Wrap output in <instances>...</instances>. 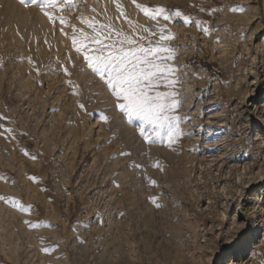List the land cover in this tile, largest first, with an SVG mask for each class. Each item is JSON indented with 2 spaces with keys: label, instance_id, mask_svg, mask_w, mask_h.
<instances>
[{
  "label": "rangeland",
  "instance_id": "374dc122",
  "mask_svg": "<svg viewBox=\"0 0 264 264\" xmlns=\"http://www.w3.org/2000/svg\"><path fill=\"white\" fill-rule=\"evenodd\" d=\"M74 2L0 0V264H264V0ZM101 25L173 37L171 141L76 52Z\"/></svg>",
  "mask_w": 264,
  "mask_h": 264
},
{
  "label": "snow or ice",
  "instance_id": "6c2138e0",
  "mask_svg": "<svg viewBox=\"0 0 264 264\" xmlns=\"http://www.w3.org/2000/svg\"><path fill=\"white\" fill-rule=\"evenodd\" d=\"M22 5L28 4L41 7L42 10L47 7H57L58 0H19ZM135 3V0H133ZM63 3L68 8L76 6L74 0H63ZM145 15H150L152 19L162 17L165 21L171 18L169 13L164 8H155L151 11L142 5L137 4ZM119 8L120 5L117 4ZM63 10V9H61ZM240 10L243 9H232ZM44 14L51 20L53 14L44 11ZM175 16L179 17L181 13L176 11ZM123 15V12H121ZM61 24L65 23V17H55ZM89 27L93 24L85 21ZM187 23V21H185ZM101 29H108L107 34L103 39L100 38L101 33L97 32L90 40L86 34L83 35L84 40H89V44L81 42L78 45V37L75 34L73 26V35L71 37L73 47L77 53L83 52L84 60L87 62V67L99 76L105 85L111 90L112 95L116 98V107L124 114L128 121L131 122L133 117L140 120V133L145 139L159 140L163 142L166 138L171 141L178 130V117L172 113L177 105V101L173 99L174 93L171 91H159L161 87L168 89L175 80L173 74L175 68L168 63L172 60V49L162 41L173 38L170 34L165 35V28L160 27L159 38L153 39L156 33L145 37L141 35L140 41L147 40L148 45L133 39L132 36L121 31L112 29L111 25H101ZM95 32V28L93 27ZM143 31H147L144 29ZM107 41V42H105ZM65 73L68 72L64 68ZM71 85L72 81H68ZM84 108V105H80ZM102 119L107 120V116ZM144 125L150 126L151 136L146 135ZM10 131V130H9ZM35 179V178H33ZM152 183H155L154 181ZM118 186V185H117ZM0 199H9L16 205V201L12 198L0 197ZM155 202V198H152ZM159 207V205H157ZM22 210L27 211V208L20 206ZM26 223H31L26 221ZM47 251V249H44Z\"/></svg>",
  "mask_w": 264,
  "mask_h": 264
},
{
  "label": "bare ground",
  "instance_id": "6f19581e",
  "mask_svg": "<svg viewBox=\"0 0 264 264\" xmlns=\"http://www.w3.org/2000/svg\"><path fill=\"white\" fill-rule=\"evenodd\" d=\"M260 122L262 123V125H264V119L263 118L260 119ZM261 143H262L261 146H263L264 141H262ZM257 169H258V172H257V174H258L260 169L259 168H257ZM260 176H261V181H263L264 180V173H261ZM240 193H241L242 196H244V192L243 191H241ZM254 225H255V222H254ZM240 249H241L240 254H244L246 252V249H245V246L244 245L241 246ZM227 264H236V259H229L228 262H227Z\"/></svg>",
  "mask_w": 264,
  "mask_h": 264
}]
</instances>
